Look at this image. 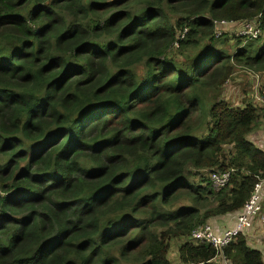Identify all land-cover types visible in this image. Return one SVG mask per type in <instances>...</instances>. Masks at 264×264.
<instances>
[{"label":"trees","instance_id":"16d2710c","mask_svg":"<svg viewBox=\"0 0 264 264\" xmlns=\"http://www.w3.org/2000/svg\"><path fill=\"white\" fill-rule=\"evenodd\" d=\"M253 19L264 0H0V264H171L176 238L216 264L193 231L264 178L263 108L218 99L235 65L264 71V36L230 53L214 21ZM223 258L264 264L244 235Z\"/></svg>","mask_w":264,"mask_h":264},{"label":"built area","instance_id":"2783aa9c","mask_svg":"<svg viewBox=\"0 0 264 264\" xmlns=\"http://www.w3.org/2000/svg\"><path fill=\"white\" fill-rule=\"evenodd\" d=\"M214 25L216 38L223 35V31H221V29L224 27L239 28V35L241 37H246L249 40L258 39L263 35V29L261 27V22L259 21L228 22L225 20H216L214 21ZM187 31L188 29H185L181 34V37H184ZM175 45H177V43H175ZM254 99V104L263 108L261 118L264 123V94L260 90H257ZM206 172L208 173V177L211 179L215 189L219 191L227 187L235 170H207ZM263 210L264 178H260L259 182L255 185L248 202L243 206L240 212H235L237 213L236 222L233 227L220 230L213 226L211 222H208L196 228L190 239L195 244H208L213 246L217 252V256L215 258L216 263V261L222 259L224 249L233 243L240 235H244L247 230L252 227L255 217L262 214ZM223 260L229 264V261L224 258Z\"/></svg>","mask_w":264,"mask_h":264},{"label":"rangeland","instance_id":"374dc122","mask_svg":"<svg viewBox=\"0 0 264 264\" xmlns=\"http://www.w3.org/2000/svg\"><path fill=\"white\" fill-rule=\"evenodd\" d=\"M250 21L257 22L258 20L256 21V19H253ZM238 30L239 28L233 27L222 28L221 31H223V35L217 38L218 40L215 47L218 49H226L228 52L232 53L237 47L246 45L249 39L241 37ZM236 36H239L242 41L240 45L237 44V40L235 39ZM263 36L264 34L261 38H263ZM260 41H262V39ZM205 42L207 41H203V43ZM258 47H260V45H258ZM194 53L195 51L191 50L188 54L192 56ZM170 56H172L177 64L187 63V56L180 53L178 48H172ZM257 90L264 92V71H256L242 65H235L234 73L224 85L218 100H224L234 107H242L249 102L254 105V96ZM263 127L264 123L262 122V118H260L257 128L250 135L254 141H258L259 138L253 136V134L258 128ZM231 151L232 149L230 146L225 148V154L227 156ZM185 241V239L179 240L177 238L170 241V257L172 264H178L176 257L177 250L185 243Z\"/></svg>","mask_w":264,"mask_h":264},{"label":"crops","instance_id":"0c3cea01","mask_svg":"<svg viewBox=\"0 0 264 264\" xmlns=\"http://www.w3.org/2000/svg\"><path fill=\"white\" fill-rule=\"evenodd\" d=\"M253 136H256L259 138L258 141H254L259 147L264 149V127L258 128L256 132L253 134ZM236 214L237 213H230L224 216L216 217L212 219L210 222L213 226L217 227L220 230L233 227L236 222ZM246 236L249 244L254 249L260 250L263 254L264 258V210L262 214H259L255 217V220L253 222V225L250 229L247 230V232L244 234ZM179 240L181 238H178ZM177 263L182 264L179 258V248L177 250ZM169 259L172 264V260L169 253ZM216 264H227L223 259H219L216 261Z\"/></svg>","mask_w":264,"mask_h":264}]
</instances>
